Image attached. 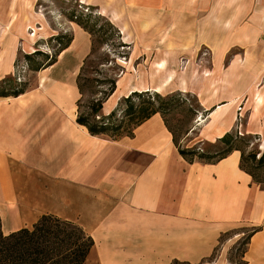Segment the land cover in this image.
Listing matches in <instances>:
<instances>
[{
    "label": "crops",
    "instance_id": "crops-1",
    "mask_svg": "<svg viewBox=\"0 0 264 264\" xmlns=\"http://www.w3.org/2000/svg\"><path fill=\"white\" fill-rule=\"evenodd\" d=\"M101 1L108 3L107 18L120 32L126 14L120 12L126 3L144 8L154 3L148 13L128 15L138 23L142 19L138 27L146 29L171 25L180 8L188 9L185 13H208L197 29L208 41L218 38L206 24L213 16L217 33L224 34L214 48L226 49L225 37L233 35L229 43L240 52L217 75L201 76L198 97L207 114L198 136L215 141L225 132L253 133L258 136L257 156L264 151V0ZM72 34L57 59L43 68L53 73L40 72L35 89L0 95L2 232L29 226L43 213L52 214L76 223L92 238L82 264H169L208 257L220 233L247 224L251 228L245 264H264V179L254 178L240 165V147L231 146L219 158L187 159L178 152L158 112L127 136L90 134L75 121L79 67L70 68V58L80 59L88 52L90 35L78 25ZM67 53L71 63L63 59ZM10 58L5 67L0 61V75L10 72ZM155 67L163 69L159 63ZM64 71H73L72 79ZM165 71L163 82L172 73ZM124 88L130 92L153 86L136 82ZM238 97L246 101L240 105ZM111 109L101 106L102 113Z\"/></svg>",
    "mask_w": 264,
    "mask_h": 264
},
{
    "label": "rangeland",
    "instance_id": "rangeland-1",
    "mask_svg": "<svg viewBox=\"0 0 264 264\" xmlns=\"http://www.w3.org/2000/svg\"><path fill=\"white\" fill-rule=\"evenodd\" d=\"M149 4L154 3H146L148 6L146 8L126 3L127 8L120 9L121 15L126 13L123 18L121 17L122 32H120L118 26L107 18L108 3L106 1L85 3L80 0H32L30 2L0 0V61H5L3 67L13 53V57L10 58V72L0 75V90L7 87L8 77L13 79L12 81L21 92L35 89L36 77L40 72L45 73L47 70L43 68L57 59L62 43L68 38L70 42L74 27L80 26L76 22L79 20L90 30L88 32L84 29L88 36L90 35V48L80 59L70 58L72 66L69 67L73 68V71H77L81 65V93L77 90L78 94L76 93L73 107L75 114L88 112L89 101L101 96L99 89H106L109 86L108 79H115V89L102 101V106H108L110 109L122 96L129 93L125 88L123 91L124 86L145 82L153 86L149 88V92H157L164 98L162 103L166 101L169 103L162 111L157 112L162 117L164 125L171 131L177 145L183 148L195 147L196 153L186 154V158H199L196 154L202 151L216 152L214 155H219L223 148H226L224 143L218 138L215 141H204L198 136V128L207 114V111L202 108L200 101L202 99L198 97V90L202 88L203 73L217 75L220 69L226 66L228 60L236 52H240L237 46L230 45L233 35L225 37V45L228 46L226 49L216 50L214 47L217 45L214 44H218L219 38L221 39L224 34L217 33L215 18L212 16L206 19L208 20L206 24L211 29V35H214V30L217 31L215 36L218 38L208 41L197 32L203 17L208 13H185L188 9L184 11V8H180L179 13H173L175 18L172 19L174 23L171 25L165 26L164 23V27L159 30L151 25L147 29L140 28L138 26L142 19H138V23V21L130 20L128 15L136 12L148 13L152 10ZM198 4L201 3H195V5ZM163 10L164 13H170L167 9ZM216 18H219L218 15ZM106 19L112 23L113 27L106 24ZM148 19L145 22L150 24L151 19ZM210 42H212L211 45ZM68 54L63 57L64 61L68 59ZM70 59L68 63H71ZM156 63L163 66V69L159 70L155 67ZM168 69L172 70L171 77L163 82L165 70ZM73 71L72 73L64 72H70L69 79H72ZM47 73H53V71L50 70ZM214 86L217 90L220 88L219 83ZM135 91H141V89ZM131 100L136 101V98L132 97ZM236 101L242 105L246 98L238 97ZM238 117L240 116L237 113L236 118ZM231 133L234 134V131ZM236 133V136L232 134L229 144L239 146L242 150L244 158L241 157V166L249 170L254 178L263 180L264 163L254 166L255 164L245 157L248 151L258 150L256 146L258 136L253 133L240 135L239 131ZM98 135L118 138L125 136L126 133L122 132L113 136L110 131H104ZM250 228L251 226L247 224H235L220 233L210 255L198 262L172 260L169 264H214L217 260L222 261L223 264H244V250Z\"/></svg>",
    "mask_w": 264,
    "mask_h": 264
},
{
    "label": "trees",
    "instance_id": "trees-1",
    "mask_svg": "<svg viewBox=\"0 0 264 264\" xmlns=\"http://www.w3.org/2000/svg\"><path fill=\"white\" fill-rule=\"evenodd\" d=\"M76 22L90 32L82 21L77 20ZM106 24L113 27L109 20L106 21ZM68 42L69 38L62 43L61 48ZM80 69L81 65L75 77L79 93H81ZM6 80L8 81L7 87L0 90V95H16L21 92L12 81L13 79L8 77ZM108 82L109 86L106 89H99L101 96L89 101L88 112L75 114V121L84 125L90 134L104 133V131H110L113 136L122 132L130 134L141 121L169 105L167 101L162 103L164 98L157 92L132 90L122 96L111 110L102 113V101L113 91L115 86L114 78L108 79ZM141 95L142 97L139 98ZM132 97H135L136 101L131 100ZM77 102L78 98L75 102L76 105ZM171 136L172 141L177 144L172 133ZM218 140L226 145L219 155L215 156L216 152L210 151H202L196 155L204 159L223 156L231 147L229 143L232 140V134L225 132L218 137ZM177 146L178 152L184 157L186 154L196 153L194 146L186 148ZM256 152L258 150H251L245 154V157L255 164L254 166L264 163V151H261L258 156H255ZM241 157L244 158L243 155ZM187 159H191V157ZM92 241L90 235L76 223L43 213L29 226H23L7 233H3L0 229V264H82Z\"/></svg>",
    "mask_w": 264,
    "mask_h": 264
}]
</instances>
